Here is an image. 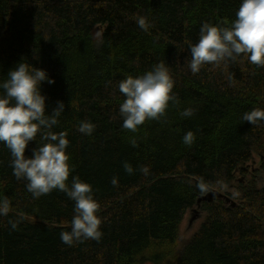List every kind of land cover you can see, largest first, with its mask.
Returning a JSON list of instances; mask_svg holds the SVG:
<instances>
[{
	"label": "trees",
	"instance_id": "16d2710c",
	"mask_svg": "<svg viewBox=\"0 0 264 264\" xmlns=\"http://www.w3.org/2000/svg\"><path fill=\"white\" fill-rule=\"evenodd\" d=\"M239 3L0 0V81L21 61L55 80L41 86L46 113L63 101L52 131L67 133L68 183L78 176L92 185L103 233L99 241L62 243L74 202L59 190L34 199L27 181L13 175L10 151L0 143V200L10 203L8 214L0 215V264H264V182L257 179L264 174V121L243 120L252 109L264 110V67L243 55L204 64L197 74L187 63L189 42L198 41L202 23L233 20ZM141 16L148 31L136 23ZM160 62L175 81L176 101L135 132L123 128L119 82ZM185 109L192 115L183 116ZM82 121L94 125L91 135L78 131ZM188 131L191 145L183 142ZM39 140L38 134L26 155ZM255 156L258 168L249 166ZM201 182L207 191L197 187ZM212 191L228 202L207 198ZM193 210L203 219L181 238Z\"/></svg>",
	"mask_w": 264,
	"mask_h": 264
},
{
	"label": "clouds",
	"instance_id": "9594fccd",
	"mask_svg": "<svg viewBox=\"0 0 264 264\" xmlns=\"http://www.w3.org/2000/svg\"><path fill=\"white\" fill-rule=\"evenodd\" d=\"M136 23L142 30L148 31L145 17H138ZM188 49L191 59L187 63L192 74H197L204 64L234 61L241 55L249 63L264 67V0H240L233 20L202 23L198 41L189 42ZM44 82L51 85L55 80L46 70L22 61L9 70L6 80L0 81V143L10 151L13 175L18 180L27 181L26 188L34 199L59 190L74 202L70 230L60 233L62 243L73 246L89 239L99 241L103 235L102 220L98 215L99 203L88 182L72 176L68 183L73 168L67 153V133L52 131L65 105L63 101H57L52 113H46L47 97L41 92ZM174 84L169 67L164 62L142 75H129L121 80L118 88L124 97L119 106L122 127L135 132L146 120L159 119L164 115L169 102L176 101ZM182 115L191 116L192 112L185 109ZM243 120L256 125L264 121V110L252 109L244 113ZM78 131L91 135L94 125L82 121ZM38 134L40 140L36 142L37 147L32 149L31 155H26L29 143L36 141ZM193 141L194 134L188 131L183 136V142L191 145ZM131 143L136 146L135 140ZM124 168L130 174L133 172L128 163L124 164ZM141 170L148 171L147 167ZM112 184H117L116 178L112 179ZM197 187L202 192L207 191L203 182ZM9 207L7 199L0 200V215H7ZM10 223L15 230L17 223Z\"/></svg>",
	"mask_w": 264,
	"mask_h": 264
},
{
	"label": "rangeland",
	"instance_id": "374dc122",
	"mask_svg": "<svg viewBox=\"0 0 264 264\" xmlns=\"http://www.w3.org/2000/svg\"><path fill=\"white\" fill-rule=\"evenodd\" d=\"M94 36L96 39L99 38L100 36V30L99 29H96L94 32H93ZM258 157L255 156L254 158V162L253 163H250L249 166H252L253 168H258ZM257 179H258V182H259V185H262L263 182H264V174L263 173H260L258 176H257ZM224 190H226L228 193L232 194L233 196H235V191H234V188L233 187H228V188H224ZM234 198V197H233ZM226 201V199H223ZM228 202V201H226ZM203 219V213L201 212H198L196 210H193L192 212L190 211L184 221H183V224H182V227H181V238L183 237H188L192 232H194L199 224L201 223ZM151 264V263H149Z\"/></svg>",
	"mask_w": 264,
	"mask_h": 264
},
{
	"label": "water",
	"instance_id": "95a60500",
	"mask_svg": "<svg viewBox=\"0 0 264 264\" xmlns=\"http://www.w3.org/2000/svg\"><path fill=\"white\" fill-rule=\"evenodd\" d=\"M219 198V199H226L227 200V198H225V196L223 195V194H221L220 192H218V191H212V192H210L209 193V195L207 196V198Z\"/></svg>",
	"mask_w": 264,
	"mask_h": 264
},
{
	"label": "bare ground",
	"instance_id": "6f19581e",
	"mask_svg": "<svg viewBox=\"0 0 264 264\" xmlns=\"http://www.w3.org/2000/svg\"><path fill=\"white\" fill-rule=\"evenodd\" d=\"M222 194H224V193H222Z\"/></svg>",
	"mask_w": 264,
	"mask_h": 264
}]
</instances>
